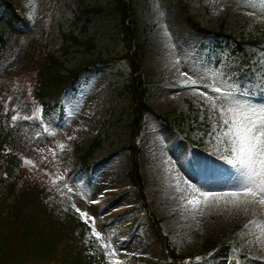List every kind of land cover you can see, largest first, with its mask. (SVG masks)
Masks as SVG:
<instances>
[{"label":"rangeland","instance_id":"obj_1","mask_svg":"<svg viewBox=\"0 0 264 264\" xmlns=\"http://www.w3.org/2000/svg\"><path fill=\"white\" fill-rule=\"evenodd\" d=\"M111 1L14 0L32 24L17 37L7 32L0 47L1 133L14 137L18 152L10 180L23 171L60 191V215L88 223L89 253L104 254L107 264L169 263L153 216L194 264H264V50L249 46L216 62V31L246 40L264 33V0H130L155 111L137 140L149 210L130 179L134 102ZM95 6L104 11H88ZM9 15L0 8V17ZM44 52L67 69L112 60L83 71L47 112L31 79ZM196 114L189 133L180 117ZM209 242L217 246L203 250Z\"/></svg>","mask_w":264,"mask_h":264},{"label":"trees","instance_id":"obj_2","mask_svg":"<svg viewBox=\"0 0 264 264\" xmlns=\"http://www.w3.org/2000/svg\"><path fill=\"white\" fill-rule=\"evenodd\" d=\"M112 12L120 18L122 29L121 42L124 46L122 53L117 55L119 60H128L130 75L125 89L133 98V122L131 124L132 142L128 146L131 154L130 179L138 186L143 206L149 210L147 197L144 191V182L139 165L138 137L144 125L148 113H155L148 102V87L140 73L138 61L142 46L137 43V22L134 9L130 0H112ZM0 8L9 12V17H0V47L6 45L9 36L17 37L26 33L31 27V21L25 17L14 0H0ZM90 12L101 13L102 6L88 9ZM218 37L217 46L221 49L216 62L223 55H241L246 53L247 47L251 46L258 50H264V33L259 37L249 40L240 38L233 33L221 28L216 31ZM221 38V39H220ZM73 41L82 45L78 38ZM94 48L92 41L87 45V50ZM112 57H97L84 67L67 69L64 62L56 55L49 52L39 54L31 64V79L35 85V97L50 112L61 102L63 93L70 87L75 88L80 74L88 70L96 62H111ZM0 115V171L4 163L5 170L0 176V184L7 181L4 190L0 191V264H107L104 254L99 258L89 253L91 246L86 241V234L90 229L87 222L73 213L62 211L63 196L60 191L48 184H42L30 179L25 172L20 171L12 178V167L16 164L18 156L17 143L11 134L1 133ZM168 120L167 117H164ZM184 124H189V133L196 127L192 121L198 120V115H182ZM182 126V125H181ZM184 129V127H181ZM97 143L87 150L90 156L95 150ZM11 173V175H10ZM1 174V173H0ZM9 177V178H7ZM21 184L18 191V185ZM153 221L161 234L162 241L169 256L168 264L195 263L194 254H179L169 237L163 233L161 222L153 216ZM215 242L206 243L203 250L210 251L215 248Z\"/></svg>","mask_w":264,"mask_h":264},{"label":"bare ground","instance_id":"obj_3","mask_svg":"<svg viewBox=\"0 0 264 264\" xmlns=\"http://www.w3.org/2000/svg\"><path fill=\"white\" fill-rule=\"evenodd\" d=\"M89 220V219H88Z\"/></svg>","mask_w":264,"mask_h":264}]
</instances>
